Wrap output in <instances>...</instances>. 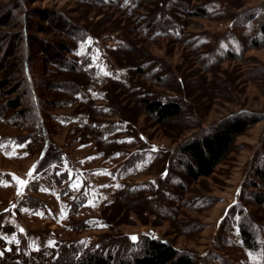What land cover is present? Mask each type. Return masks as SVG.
<instances>
[{
  "label": "rangeland",
  "instance_id": "obj_1",
  "mask_svg": "<svg viewBox=\"0 0 264 264\" xmlns=\"http://www.w3.org/2000/svg\"><path fill=\"white\" fill-rule=\"evenodd\" d=\"M263 20L264 0H0V264L128 258L150 236L195 264H264ZM143 97L183 113L158 123ZM239 112L260 121L189 180L180 146Z\"/></svg>",
  "mask_w": 264,
  "mask_h": 264
},
{
  "label": "trees",
  "instance_id": "obj_2",
  "mask_svg": "<svg viewBox=\"0 0 264 264\" xmlns=\"http://www.w3.org/2000/svg\"><path fill=\"white\" fill-rule=\"evenodd\" d=\"M205 15V10L199 8ZM3 40L0 39V55L2 54ZM250 45L253 48L264 47V20L259 26ZM9 79H0V88L9 84ZM22 98L16 97L9 101V106L17 108L22 105ZM141 105L146 114L158 123L181 116L183 105L176 99H163L162 97H143ZM23 113V111H21ZM260 119L246 112H239L228 117L211 129L200 133L185 141L179 148V163L184 175L191 181H196L204 176H210L232 149L236 138ZM166 175L169 169L163 171ZM255 175L264 182V161L255 170ZM258 187L257 184L254 185ZM257 204L264 205V193L254 192ZM244 244L254 248L253 232L247 226L241 227ZM54 264H195V257L188 252L178 249L172 243L154 236L145 238L141 250L132 257L117 259L113 254L98 251H88L80 256L69 255L59 259Z\"/></svg>",
  "mask_w": 264,
  "mask_h": 264
},
{
  "label": "snow or ice",
  "instance_id": "obj_3",
  "mask_svg": "<svg viewBox=\"0 0 264 264\" xmlns=\"http://www.w3.org/2000/svg\"><path fill=\"white\" fill-rule=\"evenodd\" d=\"M19 183H20L21 185H24V184H26V183H27V181L20 180V181H19ZM133 239H135V237H133Z\"/></svg>",
  "mask_w": 264,
  "mask_h": 264
}]
</instances>
